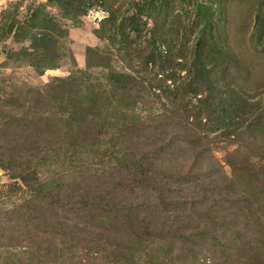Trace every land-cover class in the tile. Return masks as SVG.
<instances>
[{
	"label": "rangeland",
	"instance_id": "rangeland-1",
	"mask_svg": "<svg viewBox=\"0 0 264 264\" xmlns=\"http://www.w3.org/2000/svg\"><path fill=\"white\" fill-rule=\"evenodd\" d=\"M258 5L264 15V0H0V264H264V127L244 117L230 129L223 88L201 125L185 119L199 94L210 97L204 86L194 96L185 87L200 65L215 66L224 87L220 49L239 62L227 87L264 89ZM135 27L139 44L154 37L171 60L159 78L175 64L184 70L177 75L186 81H166L170 91L158 98L145 95L141 78V92L122 94L133 72L128 52L108 38L135 39ZM169 109L160 138L152 130ZM185 125L208 139L199 155L178 140ZM172 138L167 153L189 158L185 168L199 156L204 169L222 174L195 180L176 172L185 164L151 148ZM231 185L223 204L215 197ZM212 198L217 225L204 214ZM166 209L180 229L163 232ZM199 231L202 238L189 236Z\"/></svg>",
	"mask_w": 264,
	"mask_h": 264
},
{
	"label": "trees",
	"instance_id": "trees-1",
	"mask_svg": "<svg viewBox=\"0 0 264 264\" xmlns=\"http://www.w3.org/2000/svg\"><path fill=\"white\" fill-rule=\"evenodd\" d=\"M257 7H258V10L256 14L254 31H255V34H259L260 36H263L264 35V15L261 14L262 5H258ZM152 8H153V5H151L150 9ZM199 9H200V13H202L204 18L206 19V23L209 24V29L212 30L213 29L212 23L208 21L210 17V11L207 10L206 7H203V5H200ZM139 10L140 12H142V11H145V8L142 7ZM112 17H113L112 11H109V18L107 20H110ZM132 32L137 34L135 39L131 38L128 35L125 36L124 33H120L121 36L118 39L115 36L113 37L111 36L108 38L109 41L113 43L114 46L116 47L119 46L121 47V50H123L124 52H128V58H129V62H130L133 75L126 76L127 78H126L125 85H124L125 93H122L123 95L125 94L126 96L131 97V96H134L135 94H138V92H141V90L138 91L139 82L137 81H139V78H141L142 83H147L148 89L146 91L144 90L145 95H146V92H150L154 94V96H156L157 98L158 96H157L156 91H164V89L166 88L170 91V87L167 86L166 81L174 80L176 82L178 81V79L182 80L183 82L186 81L185 79H180L179 76L177 75L178 71H184L181 68H179L181 66L180 63L174 65L175 69L174 67L170 69L169 72L171 74L169 73L164 78L163 77L159 78V76L161 75L156 73V70L161 69V71L163 72L165 69L168 68V64L171 61L170 59H168L169 57L167 56V53L166 54L159 53V50L156 49L155 47L154 37L150 38L149 42L147 43V46L143 47L141 44L137 42V38H140V36H138L139 35L138 33L140 32L139 29L137 27L132 28ZM155 37H156V34H155ZM131 43H135V46H131ZM218 54H219L218 59L221 61L222 65L225 66L221 71V75H222L221 80L223 81L222 86L224 87H221V85L219 86L216 83L215 79H213L215 66L207 69L204 66L200 65V68H198V73L196 74V78H194L192 82L187 83L185 87H188L187 91L189 92L190 95L194 96L195 93L198 90L202 89L204 86L206 87L205 93L209 94L210 97H204V95L202 96V93L198 95V98L196 99L197 103L194 106H191L194 108V110L191 109L193 113L185 116L186 122L188 123L187 117L193 116V118L198 120L197 125L198 126L201 125L202 121L201 119H199V115L202 114L204 108H208L211 105V101L213 99L212 98L213 92H218L220 89L223 88L221 92H219V94L220 93L224 94L225 96L224 100L228 99L227 101H222V103L225 104V108L229 109V110H226L225 112L230 116L229 118L231 119L230 125H229L230 129L237 130V127L233 125V123L234 122H245V118L247 119L251 127L253 126L264 127V89L262 88V90H259V91L247 92L245 90L236 91L235 89L231 88V86L227 87L229 82L226 81L225 78H227L228 76H232V69L235 68L239 62H237L236 58L232 54L228 53L227 51H224L223 49H220ZM198 80H200L197 83L198 85L197 84L195 85L194 83H196V81ZM219 94L216 97L217 99L219 98ZM234 94H237V95L233 96ZM253 98H256V99H253ZM167 113L170 115V117L159 116L158 117V119H160L159 127L157 129L152 130L153 134L156 133L158 137L160 138H161V135L164 134V131L169 129V127L166 124L170 121V118H173L172 109H169ZM233 113L238 114V116H233ZM159 128L160 129L162 128V130L164 131L160 130ZM181 131L184 133L185 137L182 139L180 138L178 140H180V142L182 143H185L193 147L197 155H199V153L203 152L206 148H208L207 145H205L206 143L208 144L207 142L208 139L197 137V135H195L193 131L189 130L188 126L185 125L184 127H181ZM188 132L190 133L189 137H188V134H189ZM220 138H223V136H221ZM161 141H158V144H155L154 142H152L154 146L152 145L151 148L152 149L157 148L155 146H158V145L161 146L159 148L165 152V155L164 157L163 156L158 157L159 159H162V157L163 159L172 157L167 153V150H169L168 148L171 146V144H173V138L168 139L167 141H164V142H161ZM162 146H166V147H162ZM163 151H160V152L163 153ZM147 157L148 155L146 154L144 156L145 161H147ZM198 157L199 156L194 157L192 159L191 164L187 168L185 167L189 161V158H187L186 156H184V159H178L177 157H172L174 158L173 159L174 163L172 164L176 165L177 162L179 164L181 163L185 164V166H181L180 170L174 167L176 172H178L179 174H183V176L185 175L186 176L185 178L193 177L195 180H199L202 177H206V176L212 177V176H215L216 174H219V175L222 174L221 170L217 169L214 166H211V168L204 169L205 166L201 164V162L198 160ZM154 164L155 162L149 163L150 167H153ZM229 167L231 168L234 174H237V172L240 170L239 168H237L235 164H231L229 165ZM242 169H244V167H242ZM209 170H212V171H209ZM249 170L250 169H245L246 174H248V178L251 179V177L253 176V178L256 179L257 176L255 174L252 175L251 171L249 172ZM151 174L154 175L153 173ZM223 190H224L223 193L222 192L218 193L220 194V197H215V198H220V201H222L223 204H225V202H231V198L233 197L232 185L223 188ZM195 191H196V188H195ZM249 193L250 191H248L247 195H249ZM205 200H209V199H205ZM213 200L214 198H212L210 202L208 203L207 205L208 207L205 208L204 211L206 212L204 214L206 215V217L207 216L209 217V220L210 219L215 220V223L217 225V222H219V219L217 217H213L211 214L213 210L212 204L215 203L214 202L215 200L214 201ZM163 202L164 200L162 199L160 203L164 204ZM221 211H224V209L220 208L219 214ZM121 212L123 214V210ZM164 213H168L170 216L165 217V219L169 221V224L167 226H164L162 224L161 228L163 229V232L172 231V230H175L176 228L180 229L178 226L177 216L174 217L175 213H169L167 209ZM196 216L197 215H195V217ZM181 217H182V220L186 219V217H183L182 215ZM204 218L205 217H203L202 221L207 222V218L205 219ZM200 220L201 219L197 218V222H199ZM117 223H120V220H117ZM219 230H221V228H219ZM175 234L177 236H181V234L179 233H175ZM144 235H141L140 240H142ZM176 235H169V236L176 237ZM189 236L194 237L195 239L202 238L201 231L196 232V233L194 232L193 235H189Z\"/></svg>",
	"mask_w": 264,
	"mask_h": 264
}]
</instances>
